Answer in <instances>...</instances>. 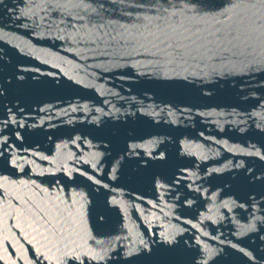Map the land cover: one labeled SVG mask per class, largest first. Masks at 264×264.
Listing matches in <instances>:
<instances>
[{"label":"water","instance_id":"obj_1","mask_svg":"<svg viewBox=\"0 0 264 264\" xmlns=\"http://www.w3.org/2000/svg\"><path fill=\"white\" fill-rule=\"evenodd\" d=\"M0 264H264V0H0Z\"/></svg>","mask_w":264,"mask_h":264}]
</instances>
